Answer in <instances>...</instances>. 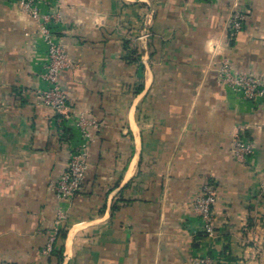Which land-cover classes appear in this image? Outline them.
Wrapping results in <instances>:
<instances>
[{
  "label": "crops",
  "instance_id": "crops-1",
  "mask_svg": "<svg viewBox=\"0 0 264 264\" xmlns=\"http://www.w3.org/2000/svg\"><path fill=\"white\" fill-rule=\"evenodd\" d=\"M48 0L69 65L70 121L40 91L47 45L16 0H0V264H264V98L220 76L226 58L264 83V0ZM148 34L147 37H142ZM84 114L93 135L81 191L60 199ZM242 132L246 163L233 152ZM213 182L215 234L192 203Z\"/></svg>",
  "mask_w": 264,
  "mask_h": 264
},
{
  "label": "built area",
  "instance_id": "built-area-1",
  "mask_svg": "<svg viewBox=\"0 0 264 264\" xmlns=\"http://www.w3.org/2000/svg\"><path fill=\"white\" fill-rule=\"evenodd\" d=\"M16 1L24 12L34 18L38 31L47 45L45 71L43 73L47 86L40 91L41 100L46 106L70 121V108L60 84V74L69 65V59L63 44L55 35L50 23V15L42 13L38 8V3L48 0ZM226 25L232 37L244 30L246 11L239 5V0H233L229 6ZM147 36L148 34H144L142 37ZM219 71L222 80L240 90L247 100L257 101L264 98V83L259 77L234 72L232 65L226 58L221 61ZM91 124L98 127L96 121H88L84 114L77 116L75 127L79 130V138L70 152L67 168L53 183L56 195L60 199L73 198L82 189L90 166V145L93 140V135L89 130ZM232 152L239 162L246 163L254 153V145L242 132H238L233 139ZM216 199V186L213 182H209L192 203L194 212L204 223V232L209 236L215 234L213 205ZM194 261L196 264H213L209 257H198Z\"/></svg>",
  "mask_w": 264,
  "mask_h": 264
}]
</instances>
